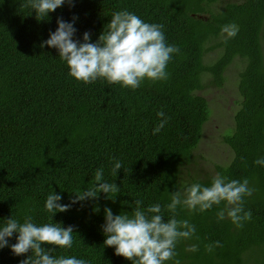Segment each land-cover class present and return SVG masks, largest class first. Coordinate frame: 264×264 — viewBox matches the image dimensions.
Wrapping results in <instances>:
<instances>
[{"label":"trees","instance_id":"1","mask_svg":"<svg viewBox=\"0 0 264 264\" xmlns=\"http://www.w3.org/2000/svg\"><path fill=\"white\" fill-rule=\"evenodd\" d=\"M24 4L0 0V219L13 215L22 222L29 214L37 223L74 225L73 248H58L54 255L131 264L103 243L104 207L119 214L132 210L125 200L164 205L168 191L209 185L221 173L249 180L254 191L244 207L252 219L239 228L227 218L218 222L216 206L202 213L178 209L177 218L188 219L197 231L178 242L177 258L181 264H264V166L254 163L264 156V0H75L74 7L66 4L46 20H37ZM122 9L162 24L168 41L181 49L168 64L166 81L146 80L134 91L103 80L84 84L68 75L55 48L41 47L59 17H78L76 38L90 31L94 42L112 13ZM233 22L238 34L226 41L221 28ZM235 58L242 61L240 101L233 130L222 136L233 156L209 168L196 153L210 113L198 91L221 86ZM161 110L169 119L153 134ZM112 157L123 161L117 177L111 175ZM101 166L105 178L121 187L115 202L101 193L50 221L47 195L54 190L69 203V191L86 189ZM171 215L165 209V218ZM215 241L221 246L207 251ZM193 244L198 251L190 250ZM30 254L17 256L5 247L0 264H20Z\"/></svg>","mask_w":264,"mask_h":264},{"label":"clouds","instance_id":"2","mask_svg":"<svg viewBox=\"0 0 264 264\" xmlns=\"http://www.w3.org/2000/svg\"><path fill=\"white\" fill-rule=\"evenodd\" d=\"M66 4L74 7L75 0H25L24 6L31 12L35 11L37 20H46L50 13ZM77 19L74 16L71 21H66L59 17L55 31H50L49 37L41 42V47L47 45L58 51V57L68 67L70 77L84 84L103 80L133 91L146 80L158 82L169 78L168 64L181 49L168 41L162 24L147 22L127 9L114 11L107 27L93 42L90 31H85L82 39L76 38ZM238 31L234 22L221 28L226 41L234 38ZM157 116L161 119L153 134L159 133L169 119L163 110ZM111 160V175L117 177L123 161L116 157ZM254 163L264 166V156ZM120 188L114 180L105 178V169L101 166L94 172V182L86 189L82 190L79 186L69 191L74 193L69 203L62 202V193L50 192L44 202V210L53 221L56 213L67 212L73 205L85 201L98 200L101 193L105 199L115 202ZM253 191L247 178L241 181L217 173L209 185L197 182L183 190L168 191L169 202L164 205L153 203L145 207L142 199L125 200L121 203L132 210H122L119 214H114L111 207L105 206L101 226L105 236L103 243L114 247L115 254L131 264H181L177 258V244L181 240L192 239L197 229L188 219L177 218V210L186 208L202 213L216 206L218 222L227 218L242 228L245 222L252 219V211L245 210L244 203ZM165 209L172 214L167 219ZM94 211H100L98 205ZM74 229V225L65 227L61 222L37 223L29 214L23 217L22 222L10 215L0 219V250L9 247L17 256L31 252L20 264H91L88 259L75 255L53 254L58 248H73V234L77 233ZM13 237L15 243H10ZM219 246L220 241H215L206 245V249L211 252ZM190 250L198 251L199 245L193 244Z\"/></svg>","mask_w":264,"mask_h":264},{"label":"rangeland","instance_id":"3","mask_svg":"<svg viewBox=\"0 0 264 264\" xmlns=\"http://www.w3.org/2000/svg\"><path fill=\"white\" fill-rule=\"evenodd\" d=\"M216 53L213 52V56ZM241 60L235 58L225 71L221 86L208 85L198 92L205 96L209 106V118L203 125L196 153L202 165L212 168L215 163L226 164L233 156L230 147L222 142V136L234 127L233 116L239 106L237 71ZM206 76V75H205Z\"/></svg>","mask_w":264,"mask_h":264}]
</instances>
